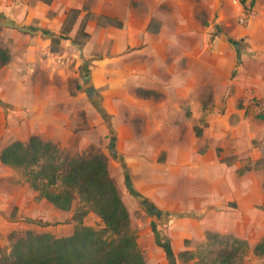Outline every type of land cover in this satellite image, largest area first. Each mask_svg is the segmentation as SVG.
<instances>
[{
	"label": "rangeland",
	"instance_id": "rangeland-1",
	"mask_svg": "<svg viewBox=\"0 0 264 264\" xmlns=\"http://www.w3.org/2000/svg\"><path fill=\"white\" fill-rule=\"evenodd\" d=\"M0 19V152L13 141L39 136L58 147L59 162L103 155L146 264H264V254L254 252L264 237V202L251 223L240 221L238 234L186 237L188 253L182 254L166 234L173 213H160L133 188L166 164L167 152L158 155V148L195 143L186 133L164 138L157 127L172 134L170 118L184 116L203 135L212 115L211 133L231 149L223 156L229 164L239 160L229 139L243 119L259 157L238 167L237 178L255 168L252 177L264 195V117L255 109L264 98V0H0ZM6 20L46 28L51 36ZM14 186L31 187L27 170L0 159V193ZM88 205L77 193L69 209L74 232L82 224L106 226ZM65 223L38 220L0 236V258L14 260L15 237Z\"/></svg>",
	"mask_w": 264,
	"mask_h": 264
},
{
	"label": "crops",
	"instance_id": "crops-1",
	"mask_svg": "<svg viewBox=\"0 0 264 264\" xmlns=\"http://www.w3.org/2000/svg\"><path fill=\"white\" fill-rule=\"evenodd\" d=\"M65 17V16H64ZM64 17L58 21L59 27ZM51 28L52 25L45 24ZM46 29V28H45ZM173 103V101H169ZM182 106L181 102L177 103ZM174 127L172 134L161 125L155 133L164 138H183L186 133L194 138L192 145L181 144L173 146H161L155 151L160 154L167 152L166 164H160V171L153 173L148 180L133 183V188L151 204H154L161 213H173L174 221L169 224L166 234L169 236L175 251H183L186 237L195 234L201 236L206 232H216L223 235L238 234L240 221L251 223L253 210L264 202L261 192V184L255 181L252 175L255 168H246L237 178V169L247 159L259 157L257 148L252 146V133L242 127L243 119L236 133L229 139L234 142V151L238 155V161L227 163L223 156L231 152L222 144L223 136L211 133L214 127V117H209V129L203 135L195 133L196 126L189 124V119L181 116L180 120H169ZM169 124L164 121V125ZM201 133V132H200ZM180 142V141H179ZM204 147L202 153L200 150ZM223 149V151L221 150ZM189 152L193 156L185 154ZM222 154V155H221ZM190 168L182 166L186 160ZM158 165V164H156ZM251 176V177H250ZM37 192L30 186H14L12 192L0 193V236L34 223L53 222L65 220L67 223L58 230L42 228L57 237H65L73 234L75 222L72 210L58 208L47 199L37 200ZM197 215L184 216V213ZM32 222V224L30 223ZM2 227V228H1ZM51 228V229H50ZM195 228V229H192ZM64 231L63 234H60ZM263 238V237H262Z\"/></svg>",
	"mask_w": 264,
	"mask_h": 264
},
{
	"label": "trees",
	"instance_id": "trees-1",
	"mask_svg": "<svg viewBox=\"0 0 264 264\" xmlns=\"http://www.w3.org/2000/svg\"><path fill=\"white\" fill-rule=\"evenodd\" d=\"M250 1L251 4L255 2ZM241 2L246 5L247 0ZM72 11L79 12V9ZM57 41V38L52 39L53 44ZM57 50L52 47V51ZM260 117L263 118L264 114ZM59 152L51 141L33 136L28 141L16 140L3 147L0 159L5 165L27 170L30 185L38 192L37 200L47 199L58 208L69 210L79 193L106 226L97 230L82 224L72 235L65 237L28 230L12 242L14 260L7 262L0 258V264H146L135 230L130 225L129 210L109 175L106 158L96 155L90 159L73 157L59 162ZM207 234L215 238L219 236L216 232ZM235 241L241 243L239 238ZM254 252L264 254V237L255 245ZM234 256L230 252L226 260L231 262ZM171 260L174 263L173 257Z\"/></svg>",
	"mask_w": 264,
	"mask_h": 264
},
{
	"label": "water",
	"instance_id": "water-1",
	"mask_svg": "<svg viewBox=\"0 0 264 264\" xmlns=\"http://www.w3.org/2000/svg\"><path fill=\"white\" fill-rule=\"evenodd\" d=\"M0 22H1V19H0ZM5 24L9 25V26H16L21 30H25V31L31 32V33H34L35 31H41L43 34L51 36L50 32H47V30H45L44 28L31 26V25H16V23L13 20H6Z\"/></svg>",
	"mask_w": 264,
	"mask_h": 264
},
{
	"label": "built area",
	"instance_id": "built-area-1",
	"mask_svg": "<svg viewBox=\"0 0 264 264\" xmlns=\"http://www.w3.org/2000/svg\"><path fill=\"white\" fill-rule=\"evenodd\" d=\"M255 109L259 114H264V98H260L255 102Z\"/></svg>",
	"mask_w": 264,
	"mask_h": 264
}]
</instances>
